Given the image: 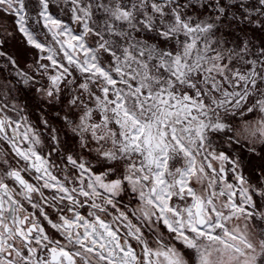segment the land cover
<instances>
[{"label":"snow or ice","instance_id":"snow-or-ice-1","mask_svg":"<svg viewBox=\"0 0 264 264\" xmlns=\"http://www.w3.org/2000/svg\"><path fill=\"white\" fill-rule=\"evenodd\" d=\"M0 264H264V0H0Z\"/></svg>","mask_w":264,"mask_h":264}]
</instances>
